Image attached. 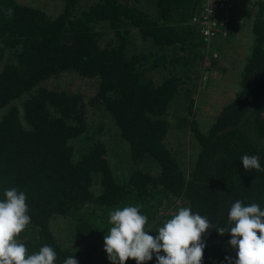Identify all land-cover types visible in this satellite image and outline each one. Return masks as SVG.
<instances>
[{
    "label": "trees",
    "instance_id": "1",
    "mask_svg": "<svg viewBox=\"0 0 264 264\" xmlns=\"http://www.w3.org/2000/svg\"><path fill=\"white\" fill-rule=\"evenodd\" d=\"M57 2L50 12L0 0V199L16 187L31 217L17 239L29 254L51 246L54 264L74 255L78 264H111L110 210L141 206L155 236L189 207L215 224L202 264H228L231 236L216 228L229 226L231 205L264 210V171L240 160L259 155L264 168V0L252 2L249 53L241 47L227 59L212 49L246 25L229 18L239 0L214 17L208 39L191 21L201 0ZM213 58L229 62L232 78L217 90L232 94L204 130L194 109L205 98L195 95L207 89ZM173 132H187L188 146L172 145Z\"/></svg>",
    "mask_w": 264,
    "mask_h": 264
},
{
    "label": "clouds",
    "instance_id": "2",
    "mask_svg": "<svg viewBox=\"0 0 264 264\" xmlns=\"http://www.w3.org/2000/svg\"><path fill=\"white\" fill-rule=\"evenodd\" d=\"M13 10L7 9L11 16ZM245 170L264 171L259 155H243ZM0 199V264H54L57 254L49 245L37 252L28 253L25 244L17 237L31 222L26 203L27 196L16 187L4 190ZM139 205L117 207L110 210L111 225L104 235V251L111 264H126L129 259L136 264H146L155 255L156 264H202L206 243L202 236L213 227L205 216L193 213L189 207H181L167 219L163 226L149 235L145 230L148 217L141 214ZM228 227L216 228L220 236L226 233L235 257L225 256L228 264H264V210L259 204L247 206L236 201L227 214ZM163 253V255L161 254ZM63 264H78L74 256L64 259Z\"/></svg>",
    "mask_w": 264,
    "mask_h": 264
},
{
    "label": "rangeland",
    "instance_id": "3",
    "mask_svg": "<svg viewBox=\"0 0 264 264\" xmlns=\"http://www.w3.org/2000/svg\"><path fill=\"white\" fill-rule=\"evenodd\" d=\"M27 3H32L38 6H42L45 9L49 10L50 12H55L58 8V2L57 0H23ZM251 9V7H250ZM219 16V15H216ZM247 24V21L245 22ZM244 23V24H245ZM250 41V29L245 32V25L242 28L240 27V32L237 35H233L232 39H229L228 41H225V43H220L218 41H214L213 49L214 51L217 50L219 54L224 57V59H227L229 56H234L236 54H239V51L241 50V47L245 49L247 46L246 50L244 51V56L246 57L248 52V44ZM215 46H218L216 48ZM214 56V55H213ZM214 59V62H212L214 65L211 63V69H213V74L208 77L207 79V89L202 88L203 91L200 92V95L197 93L195 97L197 99H202L205 98V101L202 100V103H199L198 100H196V107L194 109V117L197 121H199L200 128L206 129L208 125L210 124V121L213 119L219 108L222 106V104L225 103L226 99L231 96L232 91L230 94L228 92H224L222 90H217V88H220L221 86H226L227 82L226 80L228 77L232 78V73L233 71H224L225 67L223 66L224 62L228 63L227 61H221L219 59ZM212 60V59H211ZM206 61L202 63L203 67L209 65ZM243 62L241 63L242 66ZM241 70V67H240ZM204 73V72H203ZM65 82L70 83V87L77 85V80L71 79V78H66ZM81 86H86V84H83L80 81ZM202 86V85H201ZM226 89V88H224ZM236 89V88H235ZM199 92V91H198ZM206 96V97H205ZM167 137L170 138V142L172 145H182L184 144L185 147L188 146V133L183 132L181 134L173 132V134L168 135ZM59 224L62 226L63 230H66V228L63 226V223L59 222Z\"/></svg>",
    "mask_w": 264,
    "mask_h": 264
},
{
    "label": "built area",
    "instance_id": "4",
    "mask_svg": "<svg viewBox=\"0 0 264 264\" xmlns=\"http://www.w3.org/2000/svg\"><path fill=\"white\" fill-rule=\"evenodd\" d=\"M238 0H201L200 2V14L198 16H193L191 21L195 24H198L202 27V34L205 39H208L213 35L211 27L213 26L214 17L227 16L229 10L233 4H236ZM247 2H254V0H245ZM222 6V9L217 7Z\"/></svg>",
    "mask_w": 264,
    "mask_h": 264
},
{
    "label": "crops",
    "instance_id": "5",
    "mask_svg": "<svg viewBox=\"0 0 264 264\" xmlns=\"http://www.w3.org/2000/svg\"><path fill=\"white\" fill-rule=\"evenodd\" d=\"M250 7H251V9H250ZM253 15H254V8L252 6V3L247 2L245 0H239V6H237L236 8H234L232 10V12L229 15V18L230 19L239 18L243 22L247 21V24L245 23L246 24L245 25V32H247ZM222 42H225V41L222 40Z\"/></svg>",
    "mask_w": 264,
    "mask_h": 264
},
{
    "label": "water",
    "instance_id": "6",
    "mask_svg": "<svg viewBox=\"0 0 264 264\" xmlns=\"http://www.w3.org/2000/svg\"><path fill=\"white\" fill-rule=\"evenodd\" d=\"M209 73H210V71H205V73H204L203 80H202V86H203V87H204V85H205V82H206V79H207ZM214 225H215V224H214ZM214 225H213V227H214ZM213 227L210 228V229H209V230H208V231L202 236V241H203L204 237H205L209 232H211V230L213 229Z\"/></svg>",
    "mask_w": 264,
    "mask_h": 264
}]
</instances>
